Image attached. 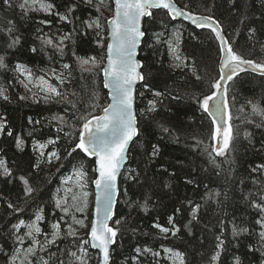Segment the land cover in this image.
<instances>
[{
  "label": "trees",
  "instance_id": "16d2710c",
  "mask_svg": "<svg viewBox=\"0 0 264 264\" xmlns=\"http://www.w3.org/2000/svg\"><path fill=\"white\" fill-rule=\"evenodd\" d=\"M176 1L180 6L188 3L190 8L201 14H207L206 7L211 8V14L221 21L227 35L237 41L234 44L237 51L247 57L264 60V48L256 42V40L264 42V0H234V3H230V0ZM20 2L21 0H12V7L0 2V55H4L9 64L7 72L0 71V87L6 88L9 96L8 100L0 98V118L6 121L5 130L0 132V159L5 161L6 166L14 174L11 183L0 177V193L25 211L13 213L7 208V203L0 200V229L10 221L14 223L16 219L33 218L37 206L42 205L47 220L41 226L50 231L49 222L54 216L61 215L58 211L54 212L51 202L52 195L60 186L61 178L73 169V165L81 163L88 169L89 176L94 178L92 173L94 162L77 152L74 158L62 159L51 166L45 164L43 171L34 172L31 165L36 162L37 155L34 152L33 140L55 137L58 134L56 122L49 121L53 114H65L64 109L69 106L60 103L45 104L42 100L34 101L31 93H26L25 88L17 82L18 74L12 69L19 63L39 76L48 73L52 67L60 70L62 63H70L75 69L72 89L83 96L85 104H91V98L94 96L100 105L95 111L91 107L85 111L82 104L81 112L77 115L82 113L97 115L107 104L102 76L81 73L76 69V57L99 58L104 54V50L97 46L94 31L84 29L79 21H76L75 25L68 24L59 21L56 16L45 17L43 13H29L25 17L17 6ZM66 2L67 0H55V3L60 5V12L65 10ZM74 2L79 4L75 16L81 20L100 17L105 23L112 14L110 0H104L105 3L93 0L91 5H85L83 0ZM155 13V20L146 18L143 23L146 36L139 51V58L144 65L142 72L146 80L137 87L135 102L137 114L147 106L148 100L155 98L152 95L154 91L165 93V98L163 105L153 114L151 120L139 118L140 135L133 140L129 148L128 162L119 180L120 193L116 205L117 215L114 217L119 219L123 216L126 222L122 224L121 237L114 246L113 264H132L131 258L136 255L134 251L136 247H150L160 254L163 248H173L186 254V264H208L211 254L215 251L217 243L215 238L221 235V228L224 229L222 239L225 241V250L221 253L218 264H233L234 257H239L240 264H262L264 256L261 255V251L264 249L256 250L260 248L256 235L259 227L255 225L258 212L250 207L249 201L244 197L250 193L258 195L264 188V176L252 172V168L257 164H264V128L255 126L259 118L250 116L251 107L248 104L250 100L264 101V77L244 73L239 79L229 83L228 101L233 117L232 123L240 130L239 139L236 142L237 150L230 157L234 163L231 166L225 164L222 169L215 168L208 163L209 157L205 151V148L212 144L211 121L199 110L192 97L208 92L209 81L218 78V44L207 30H196L181 21H172L162 10ZM45 18L52 20L53 23L40 24L39 21ZM74 26L77 29L75 32ZM9 27L13 29L14 35L20 37V43L6 49L4 40L7 39ZM37 27L44 33L57 36L73 33L72 40L65 42L67 47L63 58L57 54L49 60L41 49L40 41L36 39ZM250 28L256 30V40L249 41ZM177 32L181 40L180 54L185 58L186 64L195 65V74L202 77L200 81L196 80L192 70L172 67L173 60L167 44L157 43L154 35L163 33L161 37L163 41L171 39L172 34ZM106 34L104 30L105 44ZM33 47L37 48V52L31 51ZM48 51L51 52V49ZM22 95H28L29 99L20 100L19 97ZM173 95H178L181 99L174 100ZM261 106L264 107V104ZM68 116L71 117V112ZM29 118L40 123H29ZM248 119L254 120V123H246ZM74 123L78 129L79 122ZM160 123L172 129V133L162 132ZM8 131L13 133L12 136L7 134ZM245 131L252 134L251 143L244 139ZM30 132L32 135H29ZM17 135L23 139V150L16 148ZM59 135L61 136L59 147L63 156L66 155L63 149L67 147L68 141L63 137V133ZM197 140H202L203 143L197 144ZM153 144L159 146V154L155 157L151 156ZM60 163H63L64 167L58 172ZM130 169H137L140 173V183L125 180ZM217 172L220 174L217 175ZM30 173L32 186L37 191L25 203L22 185L16 177L28 176ZM254 178L261 183L254 184ZM189 180L193 183H188ZM166 184L168 187H165ZM89 189H92L91 184ZM125 189L128 191L127 197L123 195ZM216 191L221 193L219 197L214 200L205 199L208 194ZM146 196L151 198L146 212L140 208L130 210L125 203L127 199L143 203ZM255 198L254 196L253 199ZM189 200L201 205L198 221H193L190 226L191 234L184 227L190 220ZM176 208H181L182 211L175 214ZM171 215H174L180 231L175 237L169 234L164 238L153 224L159 223L171 228L167 222ZM221 220L224 221L223 225L220 224ZM233 224L250 227L254 230L253 234L234 237ZM132 228L136 231L133 232ZM86 233L81 232L82 238H86ZM6 235V231H0V237ZM4 244L5 240L0 239V246ZM12 247L11 240L7 241L6 250L11 251ZM61 247H70V244L66 241ZM89 251L93 256L91 264H96V252L91 249ZM138 260L141 264H168L161 255L154 258L148 254L140 256ZM0 264H7L3 253H0Z\"/></svg>",
  "mask_w": 264,
  "mask_h": 264
},
{
  "label": "snow or ice",
  "instance_id": "6c2138e0",
  "mask_svg": "<svg viewBox=\"0 0 264 264\" xmlns=\"http://www.w3.org/2000/svg\"><path fill=\"white\" fill-rule=\"evenodd\" d=\"M4 5L12 7V0H0ZM93 0H83L85 5H91ZM234 3V0H230ZM115 8L110 19L106 21L108 40L105 46V23L100 17L81 20L75 16L76 9L79 4L74 0H67L64 5L65 10L59 11L60 5L55 0H21L17 5L23 15L26 17L29 13H43L45 17L56 16L58 20L68 24H74L76 21L84 29L94 31L96 36V44L104 50V54L99 58L93 56L88 58L76 57L78 69L81 73L89 75H102L103 87L109 90L110 102L101 109L100 115L80 114L81 105L85 111L91 107L93 111L100 108L99 103L93 96L91 104L83 102V96L72 89V83L75 79L73 65L70 63H62L60 70L55 67L50 68L48 73L36 76L32 70L24 65L17 63L12 71L18 74L17 82L31 93L34 101L42 100L45 104L60 103L68 105L64 109L63 115L53 114L52 121L56 122L55 137H48L46 140H33L34 152L37 155L36 162L31 165L34 172L43 171V165L51 166L54 162H60L74 158L77 152L83 153L85 157L94 158L95 164L92 168L94 178L89 176L88 169L83 163L73 165L70 175L61 178L60 187L51 197L53 210L61 213L54 216L49 222L50 231L42 228V224L47 220L45 208L38 205L33 218L29 220L16 219V222H9L0 231H6L7 235L0 237L5 240L4 246H0V253H3L7 264H91L93 256L89 249L96 250V264H113V253L115 245L122 234V224L125 218L121 216L114 219L117 215L116 205L118 203L117 196L120 193L118 178L122 175L121 169L128 160L129 146L133 140L140 135L139 118L151 120L153 114L163 105L165 93L154 91L152 93L154 99L148 100L147 106L137 114L135 109L136 102V85L138 81H145L146 76L142 72L143 63L137 59V49L142 39L146 36V31L142 30V19L147 17L151 20L156 19L154 10H163L167 17L172 21L181 18L190 22L195 29L208 30L218 42L219 71L218 78L209 81L208 92L201 96H194L192 99L199 106V110L206 113L211 118L210 139L213 143L205 148L208 154V163L217 169H222L225 164L231 166L234 160L230 159L231 155L237 150L236 142L239 139V128L234 127L232 123V114L228 101L229 82L239 79L241 73H257L264 77V60H256L243 55L234 48L237 41L230 38L221 23V21L211 14V8L206 7L207 14H201L190 8L188 3L180 6L176 0H114ZM241 19V23H243ZM9 23H11L9 21ZM43 25H51L50 19H41L39 21ZM77 29L74 26L73 32ZM249 41L256 40V30L249 29ZM156 35L157 43H165L168 46L169 54L173 60L171 65L174 68H188L195 74V65H189L184 62L185 58L181 56L179 51L180 34L179 32L172 34L169 40H161L163 33ZM73 33H64L62 35H54L44 33L39 27L36 29V39L40 41L41 49L49 60L55 55L63 58L67 47L66 41L72 40ZM75 43V41H72ZM261 48H264V42L256 40ZM20 43V37L13 34V29H7V39L4 40L5 48L11 49ZM51 49V52L48 50ZM33 53L37 52V48L31 49ZM75 56V52H73ZM9 64L5 60L4 55H0V71L7 72ZM23 77V79H19ZM196 80H202V77L195 74ZM55 83H52V81ZM11 83V81L9 82ZM147 87V85H145ZM35 89V91H33ZM143 95V93H140ZM171 95V93H169ZM0 98L8 100L7 89L0 87ZM20 100L29 99L28 95H22ZM172 99H181L178 95H173ZM251 107L250 116L259 118L255 122L258 128H264V101L253 102L248 101ZM71 112L69 118L68 113ZM79 122V128L76 123ZM29 123L39 124L40 121L33 122L29 118ZM246 123L252 124L254 120L248 119ZM161 131L167 134L172 133V129L166 127L163 123L159 124ZM6 128V121L0 118V132ZM67 129V130H66ZM67 139V147L63 149L62 156L59 147L61 136ZM9 136L12 132L8 131ZM29 135H32L30 132ZM251 133L245 131L244 139L251 143ZM178 139V137H177ZM197 144H202V140H197ZM51 146V147H50ZM16 148L23 150V139L16 136ZM159 154V146L152 145L151 156L155 157ZM219 158V159H217ZM64 164L60 163L57 171L63 168ZM252 172L259 173L264 176V164H257L252 168ZM220 173L217 172V175ZM31 173L28 176L20 175L16 177L22 185L23 198L25 203L28 198L33 196L37 191L31 183ZM0 177L11 183L14 174L8 168L3 159H0ZM125 180L134 183H140V173L137 169H130L125 176ZM147 177L145 176V181ZM188 183H193L189 180ZM243 183V181H241ZM254 184L261 181L253 179ZM94 185V207L91 211L90 227L86 221L88 220V210L90 207V191L89 185ZM165 187H168L166 184ZM207 187V186H206ZM123 195L128 196L127 189ZM219 191L208 194L205 199L214 200L219 197ZM256 197L253 199V197ZM248 200L250 207L257 210L258 216L255 219V225L259 227L258 243L260 248L264 249V188L257 193H250L244 197ZM150 197H145L142 203L139 200L133 201L127 199L125 203L129 209L140 208L143 211L148 210V201ZM0 200L7 203V208L13 213H23L25 209L18 207L10 202L9 198L4 197L0 193ZM218 202V201H217ZM190 206V220L184 225L191 234V225L193 221H198V213L201 209L200 204H194L188 201ZM182 211L181 208L175 209V214ZM77 214H80L79 216ZM83 217V218H81ZM168 224L172 227H165L159 223H154L153 227L157 228L164 238L169 234L175 237L180 231L176 226L174 215L168 217ZM223 225L224 221L221 220ZM66 225V227H65ZM88 229L86 238H82L81 230ZM133 232L135 228L131 229ZM224 229L221 228V235L216 236L215 251L211 254L208 264H218L221 253L225 250V241L222 239ZM250 227H241L233 224L232 235L234 237L241 234H253ZM11 240L13 245L11 251H7V241ZM69 242L70 247H61V244ZM27 242V246L25 244ZM249 250H252L250 246ZM132 264H141L138 258L151 254L154 258L160 255L154 252L150 247H136L134 249ZM166 258L170 264H186V254L180 250L173 248H164ZM264 256V251H261ZM233 264H240L239 257H234ZM264 264V262H262Z\"/></svg>",
  "mask_w": 264,
  "mask_h": 264
},
{
  "label": "water",
  "instance_id": "95a60500",
  "mask_svg": "<svg viewBox=\"0 0 264 264\" xmlns=\"http://www.w3.org/2000/svg\"><path fill=\"white\" fill-rule=\"evenodd\" d=\"M111 1V4H112V14H113V12H114V8H115V4H114V0H110ZM177 2V1H176ZM178 3V2H177ZM179 4V3H178ZM180 5V4H179ZM154 11H158V10H154ZM163 11V10H162ZM112 16V15H111ZM111 16L108 18V19H110L111 18ZM147 17H145V18H143L142 19V22H141V25H142V30H143V23H144V20L146 19ZM107 19V20H108ZM106 20V21H107ZM175 21H181V22H183V23H185V24H187V25H189V26H191L192 28H194V26H192L191 24H190V22H188V21H184V20H182L181 18H178L177 20H175ZM105 28H106V32H107V36H106V43H107V40H108V31H107V25H106V22H105ZM195 29V28H194ZM196 30H200V29H196ZM208 31V30H207ZM210 32V31H209ZM144 39V38H143ZM143 39H142V42H143ZM142 42H141V44H140V46L138 47V49H137V59H139L140 60V58H139V51H140V48H141V45H142ZM217 44H218V42H217ZM105 46H106V44H105ZM141 61V60H140ZM142 62V61H141ZM217 70L219 71V59H218V65H217ZM247 73H250V74H254V75H257V76H260L259 74H257V73H251V72H247ZM241 74H244V73H241ZM240 74V75H241ZM102 76V75H101ZM141 83H142V81H138L137 82V85H136V88L139 86V85H141ZM230 83V82H229ZM102 85H103V76H102ZM103 89L105 90V92L107 93V104L110 102V100H109V95H108V93H109V90L108 89H105L104 87H103ZM100 114H101V112H100ZM100 114H98V115H100ZM206 114V113H205ZM207 115V114H206ZM209 119H210V121H211V118L209 117ZM212 143H213V141H212ZM131 145V144H130ZM129 148H130V146H129ZM83 154V153H82ZM86 158H88V157H86ZM89 160H92L93 162H94V164H95V161H94V158H88ZM127 162H128V160L125 162V164L123 165V167H122V169H121V173H122V171H123V169H124V167H125V165L127 164ZM119 180H120V177L118 178V184H119ZM120 188V187H119ZM92 192H93V207H94V192H95V188H94V185H92ZM118 198H119V194H118V196H117V200H118ZM91 250H93V249H91ZM93 251H95L96 252V250H93Z\"/></svg>",
  "mask_w": 264,
  "mask_h": 264
},
{
  "label": "rangeland",
  "instance_id": "374dc122",
  "mask_svg": "<svg viewBox=\"0 0 264 264\" xmlns=\"http://www.w3.org/2000/svg\"><path fill=\"white\" fill-rule=\"evenodd\" d=\"M99 2H103V3H105L104 2V0H98ZM184 62H185V60H184ZM186 63V62H185ZM21 79H23V77H21ZM33 90H35V89H33ZM71 172H72V170L67 174V175H70L71 174ZM67 175H65V176H67ZM61 181V180H60ZM60 187V186H59ZM89 191H90V197H89V201H90V207H89V210H88V213H87V215H88V220L86 221V223H88V225H89V227H90V223H91V211H92V207H93V193H92V190H90L89 189ZM55 192H56V190H55ZM54 192V193H55ZM78 216L80 215V214H77ZM81 218H83V217H81ZM65 227H66V225H65ZM88 231V229H82L81 230V232H87ZM27 246V242H26V244H25V247ZM164 249V248H163ZM163 249H162V253L160 254L166 261H167V263L168 264H170V261H168L167 260V258H166V254L164 253V251H163Z\"/></svg>",
  "mask_w": 264,
  "mask_h": 264
}]
</instances>
